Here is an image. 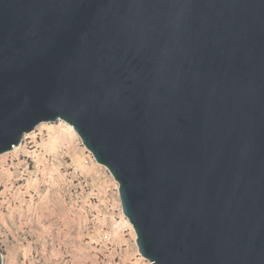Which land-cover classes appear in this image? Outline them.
Here are the masks:
<instances>
[{
	"label": "water",
	"instance_id": "obj_1",
	"mask_svg": "<svg viewBox=\"0 0 264 264\" xmlns=\"http://www.w3.org/2000/svg\"><path fill=\"white\" fill-rule=\"evenodd\" d=\"M57 122L150 264H264V0H0V156Z\"/></svg>",
	"mask_w": 264,
	"mask_h": 264
},
{
	"label": "rangeland",
	"instance_id": "obj_2",
	"mask_svg": "<svg viewBox=\"0 0 264 264\" xmlns=\"http://www.w3.org/2000/svg\"><path fill=\"white\" fill-rule=\"evenodd\" d=\"M0 248L4 264H150L118 183L64 122L42 124L0 156Z\"/></svg>",
	"mask_w": 264,
	"mask_h": 264
},
{
	"label": "built area",
	"instance_id": "obj_3",
	"mask_svg": "<svg viewBox=\"0 0 264 264\" xmlns=\"http://www.w3.org/2000/svg\"><path fill=\"white\" fill-rule=\"evenodd\" d=\"M105 239H106L107 245L109 246V248H108L109 255L110 256H112L113 254L116 255L117 254V250H114L113 246H111V242H112V239H113L112 235L107 234ZM107 264H113V262H111L109 260V262H107Z\"/></svg>",
	"mask_w": 264,
	"mask_h": 264
},
{
	"label": "crops",
	"instance_id": "obj_4",
	"mask_svg": "<svg viewBox=\"0 0 264 264\" xmlns=\"http://www.w3.org/2000/svg\"><path fill=\"white\" fill-rule=\"evenodd\" d=\"M135 259H136V263H138V260H139V259H137V257H135ZM136 263H135V264H136Z\"/></svg>",
	"mask_w": 264,
	"mask_h": 264
}]
</instances>
